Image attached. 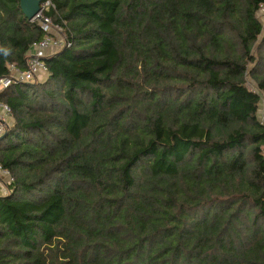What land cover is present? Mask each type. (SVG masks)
I'll list each match as a JSON object with an SVG mask.
<instances>
[{"label":"trees","instance_id":"16d2710c","mask_svg":"<svg viewBox=\"0 0 264 264\" xmlns=\"http://www.w3.org/2000/svg\"><path fill=\"white\" fill-rule=\"evenodd\" d=\"M50 1L66 44L0 91V264H264V0ZM45 35L0 0V78Z\"/></svg>","mask_w":264,"mask_h":264},{"label":"built area","instance_id":"2783aa9c","mask_svg":"<svg viewBox=\"0 0 264 264\" xmlns=\"http://www.w3.org/2000/svg\"><path fill=\"white\" fill-rule=\"evenodd\" d=\"M50 6H53L50 0H40V11L33 19L39 20L42 30L46 35L43 39L32 44L26 58V68L24 70H19L14 64L9 65V74L0 78V89H5L15 82H31L36 80L39 73H46L44 59L49 55V51L53 49L58 50L66 44L61 28L53 25L50 19L43 15ZM257 114L259 122L264 125V111L258 109ZM10 116V108L0 102V136L4 134L7 128ZM12 181L13 178L9 171L0 165V185H3L1 195H6L11 191L10 186Z\"/></svg>","mask_w":264,"mask_h":264},{"label":"rangeland","instance_id":"374dc122","mask_svg":"<svg viewBox=\"0 0 264 264\" xmlns=\"http://www.w3.org/2000/svg\"><path fill=\"white\" fill-rule=\"evenodd\" d=\"M257 18L260 20V22L262 24H264V5L260 8V10L257 12ZM33 21H35V19H31ZM54 34V33H53ZM63 34V32H62ZM262 36V34L260 35V37ZM260 39L257 41L256 45H255V49L253 50V54L255 56V58H258V53H257V47H258V43H259ZM59 50V49H58ZM55 51L57 50H51L49 51V54L51 53H54ZM254 64H250V68L253 66ZM41 73H39V75L37 76L38 80H41L43 79V77L45 76V74L40 75ZM40 76V77H39ZM246 86L250 89V90H253V91H256L259 93V96H260V101H259V104H258V109L261 110V111H264V91L260 90L258 88V86L256 85V83L250 78L249 75H247L246 77ZM3 89H0V91H2ZM8 119V118H7ZM9 120V123L12 121V117L10 116V118L8 119ZM3 189V185L1 184L0 185V195H1V190Z\"/></svg>","mask_w":264,"mask_h":264},{"label":"water","instance_id":"95a60500","mask_svg":"<svg viewBox=\"0 0 264 264\" xmlns=\"http://www.w3.org/2000/svg\"><path fill=\"white\" fill-rule=\"evenodd\" d=\"M21 11L23 12L24 16L31 20L34 18L40 11V0H19ZM4 135L0 136V139Z\"/></svg>","mask_w":264,"mask_h":264},{"label":"crops","instance_id":"0c3cea01","mask_svg":"<svg viewBox=\"0 0 264 264\" xmlns=\"http://www.w3.org/2000/svg\"><path fill=\"white\" fill-rule=\"evenodd\" d=\"M43 74H45V73H42V72H41V74H40V75H42V76H43ZM39 77H40V76H39ZM37 78H38V77H37Z\"/></svg>","mask_w":264,"mask_h":264}]
</instances>
